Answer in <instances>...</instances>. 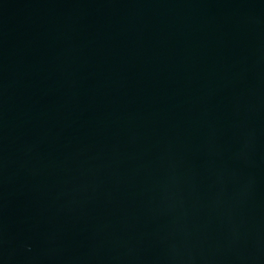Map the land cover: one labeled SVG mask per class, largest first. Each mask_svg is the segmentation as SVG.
I'll return each mask as SVG.
<instances>
[{"label":"water","instance_id":"obj_1","mask_svg":"<svg viewBox=\"0 0 264 264\" xmlns=\"http://www.w3.org/2000/svg\"><path fill=\"white\" fill-rule=\"evenodd\" d=\"M0 264H264V0H0Z\"/></svg>","mask_w":264,"mask_h":264}]
</instances>
